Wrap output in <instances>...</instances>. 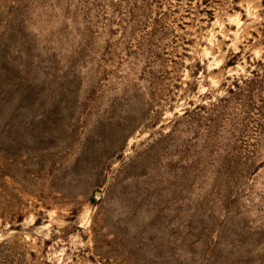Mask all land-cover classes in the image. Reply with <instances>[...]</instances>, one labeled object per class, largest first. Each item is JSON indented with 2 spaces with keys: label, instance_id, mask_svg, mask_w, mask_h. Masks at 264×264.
<instances>
[{
  "label": "rangeland",
  "instance_id": "rangeland-1",
  "mask_svg": "<svg viewBox=\"0 0 264 264\" xmlns=\"http://www.w3.org/2000/svg\"><path fill=\"white\" fill-rule=\"evenodd\" d=\"M0 264H264V0H0Z\"/></svg>",
  "mask_w": 264,
  "mask_h": 264
}]
</instances>
